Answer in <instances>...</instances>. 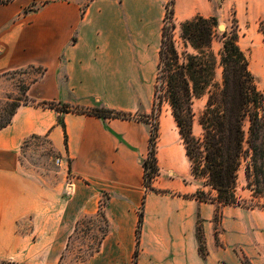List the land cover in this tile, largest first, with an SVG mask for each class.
Wrapping results in <instances>:
<instances>
[{
    "label": "crops",
    "instance_id": "1",
    "mask_svg": "<svg viewBox=\"0 0 264 264\" xmlns=\"http://www.w3.org/2000/svg\"><path fill=\"white\" fill-rule=\"evenodd\" d=\"M231 1L239 18L247 8L264 13V0ZM166 3L0 0V97L17 96L23 81L27 97L36 103L133 111L136 91L150 80L155 83ZM34 68L42 71H27ZM20 72L21 77H15ZM10 118V124L0 129V259L16 262L25 258V250L36 255L40 249L46 254L33 263L52 264L53 251L65 247L79 220L101 211L108 231L86 264H133L144 202L137 264H243V259L264 264V209L189 198L199 190L213 196L216 191L193 179L189 165H180L190 160L170 122L162 121L157 155L160 160L168 153L172 163L163 166L173 174L162 179L161 167L162 181L155 180L154 187L177 195L145 189L143 161L150 131L141 122L59 112L23 102ZM33 138L49 142L62 159L61 173L73 186L72 197L57 215L47 200L54 189L24 167V151ZM64 186L56 188L59 199ZM199 222L206 259L199 252Z\"/></svg>",
    "mask_w": 264,
    "mask_h": 264
},
{
    "label": "trees",
    "instance_id": "2",
    "mask_svg": "<svg viewBox=\"0 0 264 264\" xmlns=\"http://www.w3.org/2000/svg\"><path fill=\"white\" fill-rule=\"evenodd\" d=\"M175 5L176 0H168L166 4L152 113L145 118H158L164 105L170 107L193 176L205 179L216 191L213 196L212 192L199 190L189 198L223 206L264 209V93L239 44L237 21L232 31L223 32L222 49L216 53L213 42L219 28L218 19L197 15L176 23ZM260 31L264 35V19L260 22ZM26 89V86L22 89L25 99H19L13 112L23 102L59 112L123 120L135 118L134 114L124 111L71 108L57 102L36 103L27 97ZM200 101L204 106L196 112L194 107ZM196 121L202 129L200 136L194 134ZM10 122L11 118L0 129ZM59 123L65 130L64 121L60 119ZM158 139L159 125L156 124L152 126L148 156L143 161L144 186L147 192L169 194L168 190L154 187L155 180L161 175ZM241 172L244 173L245 189L252 195V203H247L237 193ZM144 214L143 203L136 229L134 264L140 255ZM219 218L218 213L216 219ZM197 236L200 255L206 259L208 251L201 223ZM0 264L16 263L0 260ZM243 264L249 263L243 260Z\"/></svg>",
    "mask_w": 264,
    "mask_h": 264
},
{
    "label": "rangeland",
    "instance_id": "3",
    "mask_svg": "<svg viewBox=\"0 0 264 264\" xmlns=\"http://www.w3.org/2000/svg\"><path fill=\"white\" fill-rule=\"evenodd\" d=\"M168 2V0H167ZM167 4V3H166ZM165 4V5H166ZM197 15H202L204 17H216L219 21V28L217 36L213 42V50L216 53L222 49V34L224 31H232L235 22L237 21L238 32H239V44L241 48L245 51L249 58L250 68L254 73L259 88L264 93V35L260 31V22L264 18V13L259 9H245L242 16L239 18L237 8L232 4V1L224 0H176L175 5V21L180 23L184 20L193 18ZM178 34V33H177ZM31 73H39L42 70L39 68L27 70ZM23 73L20 72L15 77H21ZM25 83L20 81L18 84L19 94L17 96L12 93L7 96L0 97V126L9 121L11 114L14 108L18 105L19 99H25L23 88ZM153 91H154V80L144 84V87L138 91V99L133 105V111H128L135 115V118L132 120L138 121L149 127L151 132L153 125H159V139L162 135V121L170 122L173 126L172 132L176 133L178 137V144L184 145L177 124L172 116L170 107L166 104L163 107L161 115L156 118L151 116L150 119L146 120V115H151L152 113V104H153ZM204 106L203 102H197L195 105V111L199 112ZM168 125V123H167ZM202 129L198 122L194 124V134L200 136ZM158 139V143H159ZM161 143V139H160ZM27 149L24 151L23 163L24 167L28 173L33 176L43 178L47 180L48 186H51L55 194L47 200L53 203L54 213L57 215L59 211L63 208V205L66 201L72 197L73 186L71 183L67 182L65 175L61 173V168L56 165L55 160L58 158L49 145V142L46 139L42 138H33L28 141ZM161 148V145H158V148ZM159 151V150H158ZM158 153V152H157ZM158 156V155H157ZM160 168L164 170V177H169L173 173L169 174L163 165H170L172 161L168 157V153L163 155L162 159L158 158ZM189 165L188 171L191 173L190 165L191 162L180 163V165ZM161 180V175L157 178ZM156 179V180H157ZM192 179V178H191ZM193 179H197L193 176ZM198 181H204L205 179L200 178ZM64 184V189L62 192V198H57L56 188ZM245 178L244 173L241 172L239 177V184L237 193L241 196L247 203H252L251 193L245 189ZM169 191V190H168ZM159 194V193H157ZM162 195H177L176 193L170 191L169 194ZM108 195H102L101 198V209L106 205ZM144 203V202H143ZM142 203V205H143ZM142 207V206H141ZM141 209V208H140ZM23 223L28 226L29 221L25 219ZM200 223V222H199ZM143 230V229H142ZM108 231V223L104 219L103 214L99 211L97 216H87L82 217L77 223V228L75 233L70 237L69 242L61 250H54L52 264H86V262L91 259L95 253L99 250V244L102 238L105 237ZM40 236H43L42 234ZM38 237V235H36ZM199 243V240H198ZM137 246V244H136ZM140 252H141V243H140ZM25 258H22L18 261H11L6 259H0L2 261H11L16 264H34L33 262L41 259L42 256L46 254L45 250H38L36 255H29V251H24ZM135 254V252H134ZM139 259V258H138ZM244 261H249L243 259ZM242 260V262H243ZM133 264H134V255H133ZM250 264V263H249Z\"/></svg>",
    "mask_w": 264,
    "mask_h": 264
},
{
    "label": "built area",
    "instance_id": "4",
    "mask_svg": "<svg viewBox=\"0 0 264 264\" xmlns=\"http://www.w3.org/2000/svg\"><path fill=\"white\" fill-rule=\"evenodd\" d=\"M55 163H56L57 166L60 167L61 164H62V159L60 157L56 158Z\"/></svg>",
    "mask_w": 264,
    "mask_h": 264
}]
</instances>
